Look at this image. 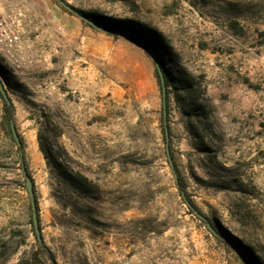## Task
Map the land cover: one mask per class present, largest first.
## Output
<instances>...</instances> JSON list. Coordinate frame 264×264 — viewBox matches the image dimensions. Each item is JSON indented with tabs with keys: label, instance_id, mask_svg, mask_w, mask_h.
<instances>
[{
	"label": "rangeland",
	"instance_id": "374dc122",
	"mask_svg": "<svg viewBox=\"0 0 264 264\" xmlns=\"http://www.w3.org/2000/svg\"><path fill=\"white\" fill-rule=\"evenodd\" d=\"M24 1L28 39L3 62L11 86L0 78L53 257L41 264H247L239 244L264 264V0H64L153 30L198 86L196 101L209 113L196 125L208 147L201 150L187 125L197 118L170 86L169 151L188 197L225 241L176 187L148 52L127 35L70 20L55 0ZM1 107L0 99V115ZM44 122L57 128L50 138L68 166L97 185L95 197L79 195L46 163L37 140ZM30 219L15 147L0 127V264H25L37 242Z\"/></svg>",
	"mask_w": 264,
	"mask_h": 264
},
{
	"label": "trees",
	"instance_id": "16d2710c",
	"mask_svg": "<svg viewBox=\"0 0 264 264\" xmlns=\"http://www.w3.org/2000/svg\"><path fill=\"white\" fill-rule=\"evenodd\" d=\"M65 12L73 15L66 9H64ZM80 12L84 13L87 17H89L91 20H93L95 23L100 25L103 28L115 30V29H129L138 32L142 37L146 39V41L150 44L151 48L153 49L156 57L159 60L164 80H165V86H166V107L169 105V87L172 86L174 90L179 89L180 94L183 96V101L187 104V107L185 109V114L189 117L192 115L195 116L194 120H191L187 122V125L192 129L195 138L198 140V143L200 145V148L202 151L207 149V145L204 142V136L199 131L197 122H199L202 118L207 117L209 113V109L204 103H201L200 101H196V92L198 90V86L194 83L193 79L188 76L185 73H182L178 69H176L175 63H174V54L170 52L168 49L165 48L164 45H161L158 41V37L155 35V32L151 29H143L140 27V25L135 26L133 25L131 21H124L122 19H114V18H108V17H102L95 13L90 12H83L79 10ZM81 22L86 24L87 26H90L89 24L85 23L80 19ZM93 28L92 26H90ZM113 36H116L118 34H110ZM0 76L3 78L4 83H6L8 86H11V81L8 79V71L5 67V65L0 62ZM156 76L158 79V83L160 86L159 76L156 71ZM0 99L2 101V107H1V115H0V127L1 131L4 133L5 137L11 142V144L15 147V156L17 159V162L19 164V167L21 169V176L24 178V172L28 176L31 177L28 164L25 159L24 155V140L20 132L18 131V127L16 125L14 115H15V109L14 105L11 102L10 104H7L2 95L0 94ZM162 115V113H161ZM44 118H47L46 115H42ZM166 117H167V108H166ZM162 125L161 130L163 133V140L165 141L164 136V130H163V115L161 117ZM11 122H14L16 125V129L18 131V136L21 141L22 145V158L23 163L21 164L20 161V154L19 149L15 145V141L13 139L10 124ZM40 127L38 128V134H37V140H38V146L39 150L42 152L44 159L46 163L51 167V169L56 173V176L59 178V180L62 181V183L66 184L68 187L74 189L79 195L83 197H95L96 192L98 191L97 185L90 179H88L85 175L81 174L80 172L74 171L72 168H70L63 159L61 151L55 148V145L50 138V131H53V138L58 135V131L56 127H48V122L40 123ZM168 125V124H167ZM169 129V126H168ZM32 178V177H31ZM33 181V179H32ZM177 189L181 192H184L186 196L188 197L184 183L179 175H177V180L175 181ZM34 188V183H33ZM190 200V198L188 197ZM191 201V200H190ZM36 203V209H37V215H38V221H39V212H38V204L35 198ZM191 203L194 205V203L191 201ZM195 207V205H194ZM189 212L193 214V212L189 209ZM30 223L32 224V220L30 219ZM214 228L217 231V235H213L216 239L221 240L223 237L221 236V232L215 227V225L210 222ZM40 227V225H39ZM34 232V228H33ZM35 235V232H34ZM36 238V235H35ZM225 241V239H223ZM37 241V238H36ZM237 241V240H236ZM239 244V242H237ZM242 248V251L244 252V255H248V258L250 261H252L253 264H258L256 261V257L254 254L248 250L245 246H242L239 244ZM241 258L244 263L249 264V259H246L245 257ZM41 258L43 260H53L52 254L49 251L48 247L44 244L43 240L42 243L36 242L35 248L29 252V254L25 257L23 260L25 264H41ZM248 260V261H247Z\"/></svg>",
	"mask_w": 264,
	"mask_h": 264
},
{
	"label": "water",
	"instance_id": "95a60500",
	"mask_svg": "<svg viewBox=\"0 0 264 264\" xmlns=\"http://www.w3.org/2000/svg\"><path fill=\"white\" fill-rule=\"evenodd\" d=\"M55 1L60 6L65 8L67 11H69L70 13H72L73 15H75L76 17H78L79 19L84 21L85 23L92 26L94 29H97L99 31H102V32H105L108 34H123V35H127V36L131 37L136 42H138L151 56L152 60L154 61L156 71H157L158 76H159L160 87H161L163 130H164V136H165V152H166L167 161L169 163V166H170L171 171L173 173L174 179L176 181L177 180V173L175 171L174 163H173V160L171 158L170 151H169V129H168L167 121H166V86H165V80H164V76H163V72H162L159 60L156 57V55H155L153 49L151 48L150 44L146 41V39L144 37H142L136 31L129 30V29L110 30V29L103 28L100 25H98L97 23H95L93 20H91L89 17H87L84 13L80 12L78 9H76L74 6L68 4L64 0H55ZM0 94L2 95L4 101L7 104L11 103L10 97L8 96V93H7V91L3 85L1 78H0ZM10 128H11V133H12L13 139L15 141V145L18 147L19 154L21 156L22 145H21V141H20V138L18 136V131L16 129V125L14 124V122H11ZM20 161L22 164L23 163L22 156L20 158ZM24 184H25V188L27 190L29 201H30L31 220H32L34 232H35L37 241L39 243H42L41 230L39 227V221H38V215H37V209H36V203H35V192H34V188H33V181H32V178L30 176L25 174V172H24ZM181 197L183 198V200H184L185 204L188 206V208L193 212V214L205 222L207 229L213 235H217V231L214 228V226L207 220V218L200 211H198V209H196L194 207V205L191 203V201L188 199V197L185 195L184 192H181Z\"/></svg>",
	"mask_w": 264,
	"mask_h": 264
},
{
	"label": "built area",
	"instance_id": "2783aa9c",
	"mask_svg": "<svg viewBox=\"0 0 264 264\" xmlns=\"http://www.w3.org/2000/svg\"><path fill=\"white\" fill-rule=\"evenodd\" d=\"M21 41V24L16 17L0 12V62L12 60L14 50Z\"/></svg>",
	"mask_w": 264,
	"mask_h": 264
},
{
	"label": "crops",
	"instance_id": "0c3cea01",
	"mask_svg": "<svg viewBox=\"0 0 264 264\" xmlns=\"http://www.w3.org/2000/svg\"><path fill=\"white\" fill-rule=\"evenodd\" d=\"M25 3L26 1L24 0H0V12L7 16L16 17L18 21H21V41L19 42L17 46L23 45V42H26V40L28 39V36L26 35L27 34L26 31L29 26V21L25 19V15H24V11H25L24 4ZM63 16H65L64 13H63ZM67 16L68 18H70V20H74V22L75 20H77L79 22V20L76 19V17H73V15H67ZM62 18H65V17H62ZM16 50H17V47L13 52L14 55H17Z\"/></svg>",
	"mask_w": 264,
	"mask_h": 264
}]
</instances>
